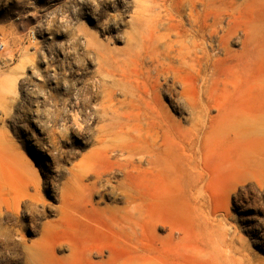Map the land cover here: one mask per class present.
I'll list each match as a JSON object with an SVG mask.
<instances>
[{
  "label": "rangeland",
  "instance_id": "obj_1",
  "mask_svg": "<svg viewBox=\"0 0 264 264\" xmlns=\"http://www.w3.org/2000/svg\"><path fill=\"white\" fill-rule=\"evenodd\" d=\"M235 1L228 52L156 81L149 2L0 0V264L264 263V0Z\"/></svg>",
  "mask_w": 264,
  "mask_h": 264
},
{
  "label": "bare ground",
  "instance_id": "obj_2",
  "mask_svg": "<svg viewBox=\"0 0 264 264\" xmlns=\"http://www.w3.org/2000/svg\"><path fill=\"white\" fill-rule=\"evenodd\" d=\"M147 2L150 3L147 15L159 21L161 31L153 56L149 58L147 73H154L151 78L158 81V77L170 76L182 69L200 75L202 64L208 66L214 61L209 55L214 46L228 52L235 0H139L142 6ZM225 18L228 22L223 27ZM214 37H217L215 41ZM235 125L245 130L248 123L238 119ZM241 251V245L216 240L204 246L199 254L210 264H264L243 259Z\"/></svg>",
  "mask_w": 264,
  "mask_h": 264
},
{
  "label": "built area",
  "instance_id": "obj_3",
  "mask_svg": "<svg viewBox=\"0 0 264 264\" xmlns=\"http://www.w3.org/2000/svg\"><path fill=\"white\" fill-rule=\"evenodd\" d=\"M4 49H5L4 41L2 40V38L0 36V52H3Z\"/></svg>",
  "mask_w": 264,
  "mask_h": 264
}]
</instances>
